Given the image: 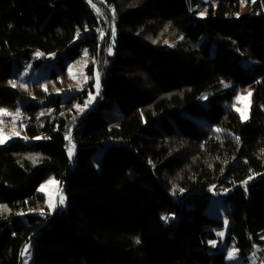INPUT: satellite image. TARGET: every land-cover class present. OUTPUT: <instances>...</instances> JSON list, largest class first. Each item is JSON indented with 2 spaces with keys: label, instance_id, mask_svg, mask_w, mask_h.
Listing matches in <instances>:
<instances>
[{
  "label": "trees",
  "instance_id": "trees-1",
  "mask_svg": "<svg viewBox=\"0 0 264 264\" xmlns=\"http://www.w3.org/2000/svg\"><path fill=\"white\" fill-rule=\"evenodd\" d=\"M263 7L0 0V50L60 65L26 90L0 75V107L20 112L25 135L0 144V264H226L212 243L222 229L242 257L264 260ZM89 47L83 82L70 85L63 58L83 61ZM97 149L96 170L87 160ZM51 176L66 207L45 214L35 192ZM207 207L214 222L202 220Z\"/></svg>",
  "mask_w": 264,
  "mask_h": 264
},
{
  "label": "rangeland",
  "instance_id": "rangeland-1",
  "mask_svg": "<svg viewBox=\"0 0 264 264\" xmlns=\"http://www.w3.org/2000/svg\"><path fill=\"white\" fill-rule=\"evenodd\" d=\"M204 3H207L208 0H200ZM264 8V7H263ZM226 6L221 5L219 7L217 17L223 18L225 15ZM252 12V9H249L246 5L241 7L240 13L242 14H249ZM93 49L91 47L85 49L81 53V59L83 61L79 62H70L69 59H67L66 55L63 58V61H65V66L68 71V82L70 85H80L83 82L84 79V67L88 64L89 59L93 56ZM36 56V58H40V53L33 54ZM11 55H7L5 52H2L0 50V75L5 70H8L13 78V81L15 83L21 84V87L23 90H26V85L33 83L35 81L45 80L46 78L51 76V70L50 65L55 66V71L60 72V65H58V61L56 60H41V62L35 66L32 67V60H27L23 56H16L13 59ZM67 59V60H66ZM83 74V76L81 75ZM249 93H251V90L249 88H245L242 90L237 91L236 93V103L235 106L237 109H239V112L241 113V118L243 121H246L245 118H243L242 113L246 114L248 116L249 108H250V97ZM0 109L5 110L8 115H0V129L3 130V133L5 135V143L9 142L12 139L15 138H24V132L23 127L18 123L20 120V112L17 109H7L0 107ZM19 113L20 115L17 116L16 114ZM185 119H188L187 116L184 117ZM200 118V119H198ZM206 121V120H205ZM193 126H197L198 128L203 127V125H206L204 123V119L201 117H192L189 116V120ZM211 133L215 136H219L220 132H217L215 127L209 128ZM13 133H19V135H14ZM69 146H72L71 138L68 139ZM69 156L72 158V154ZM98 149L89 156L88 163L91 165L93 164V168L97 170V166L94 164V162L98 161ZM43 189V190H42ZM37 203H38V210L45 213V214H51L56 208L64 209L66 207V200H65V194H64V188L61 186L60 181L57 180L54 177H48L36 190L35 192ZM63 198L64 203L61 204L60 200ZM204 216L202 217V220L204 222H214V218L218 215L212 207H207L204 210ZM217 214V215H215ZM206 218V219H205ZM209 221H208V220ZM168 221L171 220V218L167 219ZM226 224V220L224 221ZM38 228V225H35L30 228V233L34 232ZM220 233H223V235H220ZM226 233V229H222L221 231H217V241L215 243V246L218 248H222L225 251L226 257L225 261L226 264H264V260L260 256L259 251L255 253V256H249V257H242L239 254V251L237 249V242L233 240L225 241L224 235ZM25 255L24 257L28 259L31 253V247L30 244H27L25 247ZM229 252H235V255L233 257H229Z\"/></svg>",
  "mask_w": 264,
  "mask_h": 264
},
{
  "label": "snow or ice",
  "instance_id": "snow-or-ice-1",
  "mask_svg": "<svg viewBox=\"0 0 264 264\" xmlns=\"http://www.w3.org/2000/svg\"><path fill=\"white\" fill-rule=\"evenodd\" d=\"M93 7H95V5H93ZM97 12H99V9H97ZM201 15H203V13L201 14ZM115 34V30L113 29V35ZM109 52L111 53V49H109ZM12 86L13 87H16V84L13 82V84H12ZM96 86H97V89H99V75L97 74V77H96ZM249 95V97L251 96V93H249L248 94ZM91 102V98H90V100H89V103ZM238 111H239V109H238ZM0 115H8V113L5 111V110H2V109H0ZM17 116H19L20 114L19 113H17L16 114ZM242 116H243V118H247V116H246V114H244V113H242ZM216 131L217 132H220L221 131V129H216ZM14 135H19V133H13ZM66 138H68V139H70V136L69 137H66ZM238 139V138H237ZM3 143H5V135H4V133H3V130L2 129H0V144H3ZM74 145H72L70 148H69V154L71 155L72 154V151H73V149H74ZM43 190V189H42ZM60 203L61 204H63L64 203V200H63V198H61V200H60ZM165 219H167V218H165ZM227 223V222H226ZM220 235H223V233H220ZM137 243H139V241H137ZM213 243V245H215V242H212ZM25 251H27V249L25 250ZM229 257L231 258V257H233L234 255H235V252H229Z\"/></svg>",
  "mask_w": 264,
  "mask_h": 264
}]
</instances>
